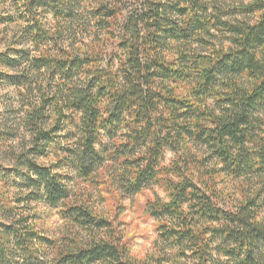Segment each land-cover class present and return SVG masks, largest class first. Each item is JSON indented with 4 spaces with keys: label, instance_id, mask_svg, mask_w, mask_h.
<instances>
[{
    "label": "clouds",
    "instance_id": "obj_1",
    "mask_svg": "<svg viewBox=\"0 0 264 264\" xmlns=\"http://www.w3.org/2000/svg\"><path fill=\"white\" fill-rule=\"evenodd\" d=\"M0 264H264V0H0Z\"/></svg>",
    "mask_w": 264,
    "mask_h": 264
}]
</instances>
